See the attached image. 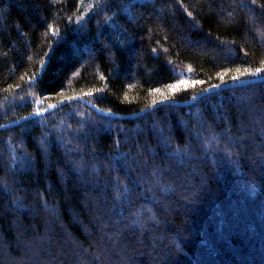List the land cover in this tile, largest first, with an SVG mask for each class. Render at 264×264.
I'll use <instances>...</instances> for the list:
<instances>
[{"label": "trees", "instance_id": "obj_1", "mask_svg": "<svg viewBox=\"0 0 264 264\" xmlns=\"http://www.w3.org/2000/svg\"><path fill=\"white\" fill-rule=\"evenodd\" d=\"M238 67H264V0H0V107L24 101L0 126L187 102ZM5 142L0 264H264V81L133 119L72 102Z\"/></svg>", "mask_w": 264, "mask_h": 264}, {"label": "water", "instance_id": "obj_2", "mask_svg": "<svg viewBox=\"0 0 264 264\" xmlns=\"http://www.w3.org/2000/svg\"><path fill=\"white\" fill-rule=\"evenodd\" d=\"M261 81H264V76L259 77V78H255V79H246V80H241V81H236V82H231V83H225V84L219 85V87H210L207 89V91L204 90V91L200 92L199 94H197L195 96V98L193 97L191 100H189L187 102H172V101H165L164 100V101H160L159 103H156L150 107H147V108H145V109H143L137 113H133L130 115H118V114H115L113 112L104 111V110L99 109L98 107L94 106L92 103H90L89 101H87L83 97L77 96V97L66 99V100H63V101H60V102L54 104L55 107L48 108L44 111H41L40 115L33 114V115L25 117L21 120L14 121V122L8 123L6 125H2V126H0V131L15 127L17 125H20L29 119H34L36 117L43 116L45 114L53 112V111L57 110L58 108H60L61 106L70 104L72 102H80L83 105H85L86 107H88L89 109H91L92 111H94L100 115H103V116L112 117V118H116V119H133V118H136L140 115L148 113L154 109H157L158 107H160L164 104H171V105H175V106H187V105L192 104L193 102H195L196 100H198L199 98L203 97L204 95H206L208 93L221 91V90H227V89L236 88V87H240V86H246V85L261 82Z\"/></svg>", "mask_w": 264, "mask_h": 264}, {"label": "rangeland", "instance_id": "obj_3", "mask_svg": "<svg viewBox=\"0 0 264 264\" xmlns=\"http://www.w3.org/2000/svg\"><path fill=\"white\" fill-rule=\"evenodd\" d=\"M74 97H77V96H74ZM71 98H73V97H71ZM6 100H5V102H3L4 104H3V107H0V113L1 114H5V112L7 111V110H9L11 107H13V106H19V105H22V103L24 102V101H22V99H20V100H16V99H13V98H5ZM68 99H70V98H68ZM1 100H4V98L3 99H1ZM0 100V101H1ZM75 116H76V118L78 119V118H81V120L80 121H78V125L79 126H82L81 127V131H86V132H88V129H90L91 128V126H89L88 127V129H87V127H85L86 126V124L84 123V121H86V118H83V116L82 115H79V111H76L75 113ZM37 126H39V125H37ZM106 126H108V124H106L105 125V127ZM40 127V126H39ZM83 128L85 129V130H83ZM22 129H24L25 131H27L26 129H27V127H24V128H22ZM108 129V128H107ZM157 129V132H160V133H162V131H161V129L158 127V128H156ZM25 131H22L23 132V134L25 133ZM77 131V130H76ZM46 132L47 131H45L44 133H43V138H47V135H45L46 134ZM83 134H85V133H83ZM68 135H71V133L69 132L68 133ZM18 136V135H17ZM6 139V138H5ZM13 139H16V135H13V134H11V136L10 137H8V141H11V140H13ZM18 139V138H17ZM16 139V140H17ZM7 140V139H6ZM7 142V141H6ZM6 142H5V144H4V146H2L3 148L0 150V158H3V160L4 161H7L8 160V157L7 158H5L4 157V154H6ZM41 144V143H40ZM2 145V144H1ZM61 146L66 150V147H70V145H69V143L68 142H66V143H61ZM72 151V150H71ZM70 151V152H71ZM8 154L11 156L12 155V149L9 147V151H8ZM24 155V157H25V159H23V160H26L27 161V155L23 152L22 153V156ZM23 160L22 159H18V161H17V163H16V165L17 166H21V164L23 163ZM29 162H31L32 163V161H29ZM137 165V164H136ZM5 170H6V168H5ZM6 172H7V170H6ZM190 175H192V174H194V173H192V172H190L189 173ZM185 178H187L186 176H184ZM6 257H7V254L5 253L4 254ZM15 264H17V263H15Z\"/></svg>", "mask_w": 264, "mask_h": 264}, {"label": "snow or ice", "instance_id": "obj_4", "mask_svg": "<svg viewBox=\"0 0 264 264\" xmlns=\"http://www.w3.org/2000/svg\"><path fill=\"white\" fill-rule=\"evenodd\" d=\"M80 18L82 19L83 17L81 16ZM188 70L191 71V68H189ZM234 71L237 73V75H234V76L232 77V80H233V81H238V80L240 79V77L243 76V75L246 74V73H247V74H250V75H256V74L260 73L261 71H264V67L257 68L254 72L250 71L249 68H244L243 71H241V69H240L239 67L236 68ZM226 74H227V70H226L224 73H218V74H217L218 76H220V79H221V82H222V83L224 82L223 77H224V75H226ZM188 83H189V82H188L187 80H185V79H179L176 83H174V84H169V85H167L166 87H167L168 89L176 90V89L178 88V85H180V84H188ZM191 83H192V84H201V83H203V81H200V80H194V81H192ZM130 87H132V86H130ZM213 87H219V85H213ZM151 91H154V92H160L161 89H154V90H151ZM205 91H207V89H205ZM88 95H91V93H88ZM194 98H195V97H194ZM125 99H126V100L128 99L127 94H125ZM165 99H168V97H165ZM36 103H37V104H42L43 101H42L41 99H37V100H36ZM155 103H156V102L153 101V105H154ZM48 107H49V108H53V107H55V105L49 104ZM36 115H40V112L37 111V112H36Z\"/></svg>", "mask_w": 264, "mask_h": 264}, {"label": "bare ground", "instance_id": "obj_5", "mask_svg": "<svg viewBox=\"0 0 264 264\" xmlns=\"http://www.w3.org/2000/svg\"><path fill=\"white\" fill-rule=\"evenodd\" d=\"M258 78H259V77H258ZM261 82H262V81H261ZM6 124H7V123H6ZM6 124H5V125H6ZM1 126H2V125H1ZM12 128H13V127H12Z\"/></svg>", "mask_w": 264, "mask_h": 264}]
</instances>
